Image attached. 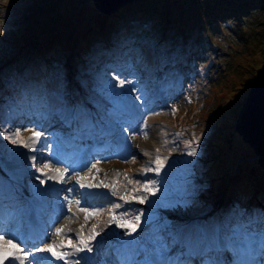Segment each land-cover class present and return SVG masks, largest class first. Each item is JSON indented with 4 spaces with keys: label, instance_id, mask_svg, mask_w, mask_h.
Listing matches in <instances>:
<instances>
[{
    "label": "rangeland",
    "instance_id": "rangeland-1",
    "mask_svg": "<svg viewBox=\"0 0 264 264\" xmlns=\"http://www.w3.org/2000/svg\"><path fill=\"white\" fill-rule=\"evenodd\" d=\"M37 1L39 4L36 2L37 4L33 5L28 3L29 0H0V56L5 53L0 61V69L15 64L13 70L6 75L18 74L29 78L31 75L40 74L36 82H41L36 84L34 89L47 87L43 76L55 72L65 74L63 77L69 84L71 79L78 77L77 57L74 61L71 56L72 47L84 39L80 37L82 34L103 25L105 15L109 14L99 12L93 0ZM158 4L152 18L156 23L155 27H160L158 20H169L174 15H179L181 19L189 16L194 20L198 16L200 21L189 24L177 22L175 28H171L169 32L167 30L172 24L166 21L164 22L166 28L161 34L147 30V26L153 25L149 23L142 31L148 32L151 39L147 42L138 41L140 47L134 49L135 59L138 57L148 59L140 63L143 67H136L134 62L129 64L125 62L118 67L119 72L116 73L111 66L91 65L90 68H85L90 76L82 79V82H88L90 87L88 91L92 93L85 95V102L93 100L94 105L99 107L95 117L127 143L137 144L139 150L132 149L136 155L105 159L96 165L94 161L89 160L85 166L78 164L76 169L70 171H83L88 168L80 176L68 177L67 174H63L61 177L66 179L64 185L71 184L75 189L77 185L83 184L89 187L90 191L98 189L103 194L110 191L113 185L120 183L117 190L126 192L127 196L118 195L125 202L117 204L120 205L119 208L123 204L129 206L124 210L127 216H113V209H117V214L121 211L118 212L119 208L115 207L117 204L110 205L92 214L88 223H79L84 219L80 217L76 224L74 222L69 224L72 227H67L68 224L64 222L57 228L62 229L61 232L55 230L56 235L64 231L66 234L69 231L80 233L75 236L71 234L74 237L72 239L74 248L80 244L81 239L84 240L86 233L101 239L100 243L105 245L98 250L94 258L108 264H121L140 256L142 246L151 250L159 237H155L153 242V239L144 241L140 235L150 224L155 225L156 222L162 225H168L170 222L175 224L183 214L192 217H196L197 214L211 215L208 220L204 219L211 221L218 218L221 212L225 216L223 222L231 224L232 221L228 218L235 221L248 211L264 210V166L258 162L251 146L247 143L246 149L238 147L239 153H236L237 156L229 168L225 162L233 151V136L236 134L243 140L235 129L238 113L257 71L264 62V3L257 2L244 6L237 2L235 6L237 9L241 8L239 12L229 11L228 14L223 12L222 18L212 17L209 22L206 21L211 17L209 15L211 12L200 8L198 0L195 4L190 0H158ZM228 4L230 2L227 4L222 2L220 6L227 8ZM88 5L93 8V15H88ZM180 5L186 8V12L179 10ZM171 21L174 22V19ZM179 30L182 32L177 33ZM175 33L178 34L177 40L172 39ZM32 37L34 40H31ZM168 38L171 39L167 40ZM152 39L160 44H173L175 48L184 50H188L189 42L192 41L193 47L199 46L201 61H190L186 56H182V53L175 52L172 54L173 59L163 65L153 64L159 60L164 61L170 47L165 46L164 50L157 53ZM52 43L56 48L62 46L59 51L63 53L56 58L57 62L42 58L36 67L29 68L27 62L33 60L34 55L50 48ZM139 49L143 52L140 53ZM128 54L131 56V53ZM180 69L184 72L179 73ZM3 76L5 74H0V81ZM121 81L124 83L121 84ZM66 83L59 79L55 85L62 87ZM171 84H178L179 88L171 87L167 93L166 90ZM155 87L162 91L160 96L162 103L152 111L146 109V98H151L157 93ZM76 88L78 89L77 85ZM34 89L31 95L34 94ZM50 90L56 89L49 88L47 91ZM65 93L70 96L68 89ZM71 98L74 99V95ZM2 99L0 92V102H3ZM4 106L5 104H2L1 107ZM129 108L142 114L139 127L133 129L136 134H131L132 136L128 130L124 132V127L128 125V117L124 113L128 112ZM63 109L70 113L72 107L65 105ZM16 118L19 117L11 115L10 119L1 125L3 132H0V158L7 175L15 177L16 181L22 182L24 178L31 177L33 184L37 185L38 180L43 182L56 180L58 176L56 169L63 168L58 161H54V155L59 151L62 154L59 148L55 149L54 144L70 139L77 133L79 142L73 147L75 159L87 156L91 145L87 129L93 130V124L67 125L64 129L51 125V129L50 126L44 129L39 126V120L33 122L27 118L25 122L19 123L20 120L15 121ZM121 123L122 126H119ZM17 130L19 136H14ZM33 132H39L40 136L33 137ZM3 133L13 136L18 142L11 143ZM24 144L28 146L25 147ZM3 145L6 147H2ZM192 149H195V155L189 154ZM34 156L37 157L36 161L30 159L26 163L27 159ZM70 162L73 163L72 160ZM44 165L48 167L45 168ZM180 166L182 176H179L180 172L176 170ZM244 180L242 188L236 187L237 183ZM246 182H250L251 185H247ZM74 197L73 200L76 199V196ZM64 198L67 199L66 196ZM57 199L62 200L63 194L59 193ZM71 206L79 210L84 208L68 199L67 207ZM163 206L171 208V214L159 210ZM153 210L157 212L154 217ZM62 213L70 218H77L84 212ZM62 213L60 215H63ZM136 217H139V220ZM240 221L241 219L238 222ZM126 225H131L135 231ZM135 233H138L137 236ZM240 235L251 238L248 241L238 237L233 239L237 245L235 249L241 250L243 254V250L250 249L257 236L248 232ZM15 236L16 231L8 239L15 242ZM159 236L160 247L156 248V253L163 252L162 235ZM197 246L190 245L189 248L195 250L198 255L202 249ZM226 246L233 247L229 244ZM182 249L188 248L183 246Z\"/></svg>",
    "mask_w": 264,
    "mask_h": 264
},
{
    "label": "trees",
    "instance_id": "trees-1",
    "mask_svg": "<svg viewBox=\"0 0 264 264\" xmlns=\"http://www.w3.org/2000/svg\"><path fill=\"white\" fill-rule=\"evenodd\" d=\"M195 4L196 0H190ZM233 2L229 0H198L199 6L202 9H208L210 10V16L207 18L206 22H209L212 17L216 18H222L221 15L224 13H227L229 11H234V13L239 12L241 8L237 9L235 6L237 2H239L241 5L246 4H255L257 2L264 3V0H232ZM39 4L37 0H29L28 3ZM222 2L229 3L227 8L220 6L222 5ZM254 2V3H251ZM158 0H133L129 3H127L124 6H121L118 8L117 11H113L112 13H109V15H105V20L103 22V25L97 26L95 30L90 29V31L86 34H82L80 37H84L83 40H80V43H75V46L71 49V56L74 58L77 57L76 62L78 63L76 65V68L78 69V77H75L74 79H71V82L69 84L66 83V78L63 77L62 72H55L52 75L43 76L45 82L48 84L46 88L50 87L52 84H57L59 79H62L63 82L66 83V85L62 87H58L56 90H66L67 88L70 89V91L74 94L75 101L73 104H75V112L77 114H83L84 116H87V111L89 110V106L85 104V95L90 94L88 90H90V87L88 83L82 82V79L88 78L90 76L89 72L85 71V68H90L92 65L93 67L98 66V64H103L104 66H112L116 60H121L122 58H129L131 60H134L135 58L130 57H136L134 49L137 47H140L138 45V41L147 42L149 39H151V36H149L148 32H143L144 26H146L149 23H152L153 25L147 26V30L154 31L156 33H160L166 28V24L164 22L168 21L171 22L172 26L168 28L167 32L171 31V28H175V24L177 22L183 23V24H189L191 22L196 23L199 22L200 19L198 16H196V20L189 18V16H186L185 18H182L178 15H174L171 17V19H174V22L169 20H158L160 27H155L153 20V15L156 13V6H158ZM243 9V7H242ZM138 10V11H137ZM179 10H185L182 5H180ZM140 11V12H139ZM172 12L179 13L180 11L175 10ZM257 12V11H254ZM249 12H245V14H248ZM161 16V14H160ZM159 17V16H158ZM156 20V19H155ZM157 22V21H155ZM218 22V19H217ZM158 24V23H157ZM140 32V34H139ZM166 32V31H164ZM182 32V30H179L177 33ZM163 33V32H162ZM175 33L174 38L178 39V34ZM171 38H168L167 40H170ZM31 40H34L32 37ZM154 42V48H157V53H159L161 50H164L166 47L169 46L170 49L167 52L166 59L161 62L159 60L158 63L154 62L153 64H159L163 65L166 61H169L172 58V54L175 52L182 53V56H186L187 59L190 61L198 60L200 62L201 53L198 52L199 46H192V41L189 42L190 46L188 50L175 48L173 44L166 45L164 43H158L155 39H152ZM52 43L50 45V48L41 51L39 54L34 55L33 60H30V62H27L29 64V68L36 67L40 62L42 58H46L48 61L53 60L57 62L56 58H58L63 52L59 51L60 48L53 47ZM128 44V46H127ZM151 44V43H150ZM172 48V49H171ZM156 49L153 50L155 52ZM6 52V50H4ZM183 51V52H182ZM127 52V53H126ZM139 52L142 53L143 50L139 49ZM165 52V51H164ZM125 53V55L123 54ZM128 53H131V56H129ZM56 54V55H55ZM5 53L0 56V61L4 58ZM180 55L178 54V57ZM200 57V58H199ZM140 60L148 61L147 58L139 57L138 62ZM61 62V61H60ZM187 64H190L189 61H187ZM13 65H7L4 66L2 69H0V74H5L3 78L0 81V92L1 96H3L5 103H11V101L16 102H22L24 101L23 97H27L29 99H32L31 96L32 89H34V85L36 83L37 78L41 76L40 74H35V76L31 75L29 78H25L21 75H15V76H9L6 74H9L13 70ZM205 66V65H204ZM177 68V67H176ZM186 71V70H185ZM180 69L179 73H183ZM187 73L189 71H186ZM8 76V77H6ZM75 85V86H74ZM76 85L78 86V89L76 88ZM81 89V91H79ZM31 90V91H30ZM46 97V96H45ZM50 96L47 95V98ZM24 103V102H23ZM85 106L87 109H85ZM87 110V111H86ZM236 135V134H235ZM256 165H254L255 167ZM246 180V179H245ZM242 181L240 183L236 184V187L242 188L244 185L242 184ZM247 185L250 184V182H246ZM253 184V183H252ZM251 185V184H250ZM249 185V186H250ZM239 188V189H240ZM260 216H264V210H262L260 213H258ZM221 218L225 219V216L222 215L221 212ZM209 218H207L208 220ZM231 219V218H228ZM209 221H204V224H208ZM221 221V225H222ZM190 232V229L188 226H186L183 229V233ZM208 232V230H206Z\"/></svg>",
    "mask_w": 264,
    "mask_h": 264
},
{
    "label": "water",
    "instance_id": "water-1",
    "mask_svg": "<svg viewBox=\"0 0 264 264\" xmlns=\"http://www.w3.org/2000/svg\"><path fill=\"white\" fill-rule=\"evenodd\" d=\"M131 1L93 0V3L99 12L109 14ZM235 129L251 146L260 165L264 166V62L243 100Z\"/></svg>",
    "mask_w": 264,
    "mask_h": 264
},
{
    "label": "clouds",
    "instance_id": "clouds-1",
    "mask_svg": "<svg viewBox=\"0 0 264 264\" xmlns=\"http://www.w3.org/2000/svg\"><path fill=\"white\" fill-rule=\"evenodd\" d=\"M165 212H167L168 214H171L170 212V209H166V211ZM258 213H260V212H254V211H248V212H246L245 213V215L243 216V217H241L240 219H241V221H243L244 220V218H252V219H255L256 218V216H260V215H258ZM200 215V217H202V219H207L208 217H210L211 215H204V216H202L203 214H199ZM199 215L197 214L196 215V217H198L199 218ZM248 215H252V216H248ZM183 216V218H182V221H185L186 220V217H185V215L183 214L182 215ZM221 216V215H220ZM219 216V217H220ZM215 218V219H212L211 221H209L210 222V225H209V227L207 228V230L208 231H210V230H215L218 226H213V222L214 221H217V222H219V220L221 219V218ZM238 217V216H237ZM261 218H262V216H261ZM238 219V218H237ZM236 219V220H237ZM236 220L234 221V219H230V221H232V223L231 224H226L225 226H220V228H221V230L223 231V232H225V239L227 240V242H228V244L229 245H233V247H231V248H228L227 246H226V244L224 245L223 244V249L221 250L222 251V257H224V260H225V264H226V261H229L228 260V258H229V256H233V255H236L237 253H234L235 251L237 252V250L238 249H235L236 247H237V245L234 243V241H233V239L235 238V237H238L239 239H242L241 238V236L242 235H240L241 233H243L241 230L240 231H237V230H239L238 229V227H239V223L238 222H236ZM176 221H179V219L178 220H176ZM234 221V222H233ZM245 221V220H244ZM255 222H257V223H260V221H258V220H255ZM227 223V222H226ZM234 223H236L235 224V226L233 227V225H234ZM244 225H246V223L244 222L243 223ZM263 224V223H262ZM258 225V224H257ZM179 226V225H178ZM246 226H248V227H253L252 226V223H251V225H246ZM234 231H236V233H233L232 234V232H234ZM259 231V230H258ZM237 232H240V233H237ZM260 233H257V234H254L255 236H257V237H255V241H257L256 243H254V241H253V243L251 244V247H253V248H255V251H254V253L256 254V255H258V257L257 258H254V253H252V254H241V256H240V259H241V261L242 262H247V263H244V264H257V262L258 261H260L261 260V256H259V247L260 248H262V249H264V242L262 243V242H260L261 240H264V230L263 231H259ZM205 233H206V231H205ZM200 235H202L203 233H199ZM208 239H210V240H215L216 238H208ZM246 239H251V238H246ZM257 239V240H256ZM228 240H230V241H228ZM193 242H197V243H200V238H195V239H193ZM222 243V242H221ZM260 243H262V244H260ZM254 244V245H253ZM233 250V252H231L230 253V250ZM227 259V260H226ZM227 264H228V262H227Z\"/></svg>",
    "mask_w": 264,
    "mask_h": 264
},
{
    "label": "snow or ice",
    "instance_id": "snow-or-ice-1",
    "mask_svg": "<svg viewBox=\"0 0 264 264\" xmlns=\"http://www.w3.org/2000/svg\"><path fill=\"white\" fill-rule=\"evenodd\" d=\"M124 82L121 81V84H123ZM33 137L38 138L40 136L39 132H33L32 133ZM14 136H19V130H17L16 133H14ZM6 139L10 140L11 143L15 144L18 141L13 138V136H5ZM21 143H23L21 141ZM25 147H27V144H24ZM190 155H195L196 151L195 149H192V151L189 153ZM157 163H159V157H157ZM44 167H48V165H44ZM57 173H59L61 175V177L63 176V173H60L59 169H56ZM50 179L52 177H49ZM43 182V181H42ZM81 187H84L83 184L80 185ZM142 202V201H141ZM79 201H76V204L79 205ZM115 207L119 208L120 205H116ZM83 212H87V209L85 208H81L80 209ZM88 217L85 216V219H87ZM137 220H139V217H136ZM121 226H125V225H121ZM127 227H130L132 229V231H135V228L132 227L131 225H126ZM62 229H57V232H61ZM90 239H92V237H90ZM80 244L83 245V247H77L75 250L76 251H84L87 250L89 252L92 251L91 247H89L88 243L85 242L83 239L80 240ZM39 251H43V252H48L51 254V256L55 257L58 260H62L65 259L66 256L69 255V253H65V252H57L55 250V246L54 245H49L47 248H41L39 249ZM17 253H20L21 255H17ZM21 256H24V258H26L25 254L23 253V249L20 248V246L14 242L13 239H5V237L3 235H0V264H4L5 260H9V264H13V261L16 260H20ZM11 258V259H9ZM67 264V262H66ZM76 264H79V262L77 261Z\"/></svg>",
    "mask_w": 264,
    "mask_h": 264
},
{
    "label": "bare ground",
    "instance_id": "bare-ground-1",
    "mask_svg": "<svg viewBox=\"0 0 264 264\" xmlns=\"http://www.w3.org/2000/svg\"><path fill=\"white\" fill-rule=\"evenodd\" d=\"M93 8H91L89 5H88V15H93ZM146 102V101H145ZM105 137L108 139V137L105 135ZM109 140V139H108ZM233 141H234V144H233V151H232V154L229 155L228 158L225 159V162H227V168H229L232 164H233V161H234V158L237 156L236 153H239V151L237 150L238 147H242L244 149H246L245 147L247 143H245L239 136L237 135H234L233 136ZM123 149H125V145H123ZM105 151H107V149H105ZM59 161V160H58ZM61 161V160H60ZM61 163H64V161H61ZM19 168H16V170H18ZM57 173V171H56ZM60 173H63L65 174V172L63 171H60ZM58 176H57V179H60L61 178V175L59 173H57ZM66 179H61V182L63 183ZM64 188V192H67L70 190V184H66L63 186ZM84 190L86 189L85 187H82ZM63 192V193H64ZM3 208V205H0V209ZM34 209V210H38V207L37 206H33V204L29 203L28 204V207L27 209ZM116 213V212H114ZM141 232V231H140ZM138 233H135L134 235L137 236ZM40 235V233H39ZM155 235L158 237L159 235V232L156 231ZM55 245H57V243H55ZM186 252L188 253H191V254H196L195 250L193 249H186L185 250ZM62 252H65L67 253L68 250H63ZM233 252V250L231 249L230 250V253ZM51 255H43L40 259H38V262L36 264H48L50 261H59L58 259L56 258H51L50 257ZM140 257H142L145 261H151L153 260V257L151 255V251H150V248H143L142 251H141V254H140ZM258 255H256L254 253V258H257ZM24 256H21V259H23ZM74 259L72 260L74 263L77 262L76 258L73 257ZM11 259V258H9ZM85 260H79V264L83 263ZM4 264H9V260H5ZM13 264H26L25 262H22V261H13ZM211 264H225V260H224V257H221V258H218L216 260H214ZM239 264V263H237Z\"/></svg>",
    "mask_w": 264,
    "mask_h": 264
}]
</instances>
